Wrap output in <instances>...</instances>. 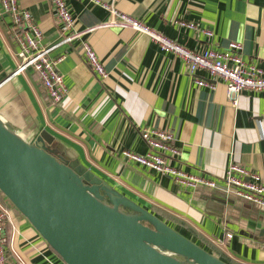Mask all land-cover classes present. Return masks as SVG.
<instances>
[{
    "label": "crops",
    "instance_id": "0c3cea01",
    "mask_svg": "<svg viewBox=\"0 0 264 264\" xmlns=\"http://www.w3.org/2000/svg\"><path fill=\"white\" fill-rule=\"evenodd\" d=\"M102 1L193 51H222L240 42L243 61L264 70V0ZM67 3L75 20L70 43L61 40L49 0H19L38 24L48 56L64 55L57 70L67 92L51 104L33 70L17 73L22 58L0 2V119L31 145H41L40 132H47L53 141L43 145L58 161L75 163L80 176L89 173V181L153 214L224 263L264 264L263 207L226 194L221 184L216 190L184 189L169 177L126 163L121 154L145 153L141 130L164 129L181 149L174 165L184 171L221 178L235 162L259 174L264 184V92L243 91L234 105L223 82L217 80L214 90L196 85L182 60L160 51L146 35L111 23L101 6ZM175 21L195 23L212 37ZM82 42L103 64L105 80L84 61ZM197 76L209 79L205 73ZM5 203L11 219L4 225L6 264H65ZM119 210L132 213L125 206Z\"/></svg>",
    "mask_w": 264,
    "mask_h": 264
},
{
    "label": "water",
    "instance_id": "95a60500",
    "mask_svg": "<svg viewBox=\"0 0 264 264\" xmlns=\"http://www.w3.org/2000/svg\"><path fill=\"white\" fill-rule=\"evenodd\" d=\"M39 136L41 145L28 144L0 120V191L65 264H226L58 161L43 145L53 138Z\"/></svg>",
    "mask_w": 264,
    "mask_h": 264
},
{
    "label": "built area",
    "instance_id": "2783aa9c",
    "mask_svg": "<svg viewBox=\"0 0 264 264\" xmlns=\"http://www.w3.org/2000/svg\"><path fill=\"white\" fill-rule=\"evenodd\" d=\"M101 6L108 11L111 23H121L136 33L146 35L150 41L162 52L172 54L182 60L193 77V81L200 87L214 90L216 81L223 82L227 98L235 105L237 97L243 91L264 92V70L251 63L243 61L242 44L232 41L222 51L203 49L193 51L164 36L149 25L142 23L125 13L120 12L113 3L102 0H82ZM2 10L11 18L10 33L18 47V54L22 58L18 72L31 69L42 84L44 94L51 104H58L67 92L66 84L57 66L64 55L50 58L45 48L41 46L42 32L31 14L20 7L19 0H0ZM55 21L61 25L60 37L64 43H70L74 38L75 20L68 7L67 0H49ZM178 27L192 29L208 38L212 32L202 29L192 22L175 21ZM84 61L96 76L105 80L108 77L103 64L87 42H82ZM205 73L209 79L197 76ZM1 120V119H0ZM3 124L4 121L1 120ZM140 137L147 147L145 153L129 150L121 152L126 163L133 164L155 174L171 178L184 189L199 187L216 190L221 184L226 194L231 192L248 203L264 208V184L259 174L243 166L229 162L221 178L205 177L193 174L174 165L181 157V149L176 145L171 132L164 129L144 128ZM11 223L7 208L0 203V264H6V251L9 238L4 233V225ZM232 238V234H226ZM220 245L223 240H217Z\"/></svg>",
    "mask_w": 264,
    "mask_h": 264
},
{
    "label": "trees",
    "instance_id": "16d2710c",
    "mask_svg": "<svg viewBox=\"0 0 264 264\" xmlns=\"http://www.w3.org/2000/svg\"><path fill=\"white\" fill-rule=\"evenodd\" d=\"M5 200V201H4ZM0 202L2 203V204H4L6 207H7V205H6V203L5 202H7V203H9V205L13 208V209H15L19 214H21L9 201H8V199L2 194V192L0 191ZM159 214V213H158ZM22 215V214H21ZM161 215V214H160ZM170 221H172V222H174V223H177L178 225H179V221L178 220H176V219H170Z\"/></svg>",
    "mask_w": 264,
    "mask_h": 264
}]
</instances>
